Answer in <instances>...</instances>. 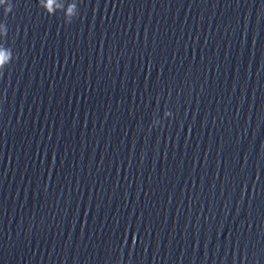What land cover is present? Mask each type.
<instances>
[{"label": "clouds", "instance_id": "obj_1", "mask_svg": "<svg viewBox=\"0 0 264 264\" xmlns=\"http://www.w3.org/2000/svg\"><path fill=\"white\" fill-rule=\"evenodd\" d=\"M39 7L48 16H55V5L56 0H38ZM0 8L3 9V13L7 16L9 13L13 12L14 5L11 0H0ZM73 8L79 9V0L77 5ZM73 8H69L64 16V22L66 24L72 23V21L79 15V11H74ZM8 27L6 23H0V41H5L8 36ZM13 62L11 56V49L6 43L3 42L0 45V74H3L5 69Z\"/></svg>", "mask_w": 264, "mask_h": 264}]
</instances>
